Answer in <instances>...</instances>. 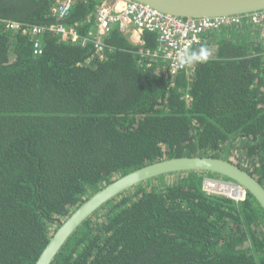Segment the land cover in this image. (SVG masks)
Here are the masks:
<instances>
[{"label":"trees","instance_id":"16d2710c","mask_svg":"<svg viewBox=\"0 0 264 264\" xmlns=\"http://www.w3.org/2000/svg\"><path fill=\"white\" fill-rule=\"evenodd\" d=\"M55 4L0 0V264H35L93 194L158 161L213 154L233 162L230 149L244 139V163L253 160L244 169L264 185L257 41L222 32L192 49L207 46V61L173 78L151 57L161 51L157 34L135 45L115 28L99 54L82 44L96 31L99 2L79 0L66 19ZM33 26L47 29L40 56ZM206 177L221 178L188 172L136 185L86 221L53 264H264V210L249 192L240 202L207 193Z\"/></svg>","mask_w":264,"mask_h":264},{"label":"built area","instance_id":"2783aa9c","mask_svg":"<svg viewBox=\"0 0 264 264\" xmlns=\"http://www.w3.org/2000/svg\"><path fill=\"white\" fill-rule=\"evenodd\" d=\"M54 1L56 4L53 7V13L59 19H66L71 15L79 0ZM96 1L99 2L96 13V31L91 33L88 38L83 39L82 44L93 43L99 54H102L105 50L103 39L110 35L115 28H118L135 45L144 44L145 33L157 34V43L161 51L151 57L163 59L164 66L173 78L183 72L189 73L193 69V64H180L179 56L181 54L186 51L191 52L195 46L207 41L213 42V39L222 32L228 34V31H241L246 28L244 25L249 26L248 29H256L257 42L264 52V10L230 17L192 19L165 14L132 0ZM9 26L19 29L21 23L13 22ZM54 30L71 40L81 39L75 29L59 25ZM32 31L37 37L34 44V55L40 56L43 54L42 36L47 29L33 26ZM229 185L235 184L231 181L215 180L210 177L204 180V190L209 194L223 195L236 202L246 199L247 192L245 190L236 194L229 190Z\"/></svg>","mask_w":264,"mask_h":264},{"label":"water","instance_id":"95a60500","mask_svg":"<svg viewBox=\"0 0 264 264\" xmlns=\"http://www.w3.org/2000/svg\"><path fill=\"white\" fill-rule=\"evenodd\" d=\"M162 13L192 19L243 15L264 10V0H132ZM202 172L226 178L249 192L264 210V185L250 171L206 154L165 159L132 171L93 194L57 229L35 264H53L71 237L104 205L136 185L176 173Z\"/></svg>","mask_w":264,"mask_h":264},{"label":"rangeland","instance_id":"374dc122","mask_svg":"<svg viewBox=\"0 0 264 264\" xmlns=\"http://www.w3.org/2000/svg\"><path fill=\"white\" fill-rule=\"evenodd\" d=\"M244 27H246L248 29L249 26L244 25ZM253 32L254 33L255 32L257 33L256 30H254ZM232 33L233 34H231V35L230 34H226V37H228V38L230 37V38L234 39L235 42H239V36L236 35V34H238V33L241 34L242 31H234ZM216 38H217V36L213 39V43L217 42ZM244 38L246 39V41H250L252 37L249 34H246L245 33ZM216 48L217 47H215V49ZM245 154H246V141L244 139H237L235 141V146L230 149V155H231L230 156L231 157L230 159H232L233 162H235V161L238 162V164L241 163V166H243V168H248V166L251 165L250 163H253V160H250V162H248V163L245 164L244 163V159H243L245 157ZM222 158H225L226 159L227 158V155H224ZM237 159H238V161H237ZM213 179H215V180L217 179V180H221V181H226L223 178H213Z\"/></svg>","mask_w":264,"mask_h":264},{"label":"clouds","instance_id":"9594fccd","mask_svg":"<svg viewBox=\"0 0 264 264\" xmlns=\"http://www.w3.org/2000/svg\"><path fill=\"white\" fill-rule=\"evenodd\" d=\"M211 53L207 46H201L197 51L184 52L179 56V62L183 64H194L205 62L209 59Z\"/></svg>","mask_w":264,"mask_h":264},{"label":"crops","instance_id":"0c3cea01","mask_svg":"<svg viewBox=\"0 0 264 264\" xmlns=\"http://www.w3.org/2000/svg\"><path fill=\"white\" fill-rule=\"evenodd\" d=\"M255 30H256V29H255ZM241 31H242L241 34H239V33L236 34V35L239 36V42H249V41H246V39L244 38L245 33H246V34H249V35L252 37L250 41H258V38H257L258 33H256V32L254 33V32H253V31H254L253 29H251V28H250V29H246V28H245V29H242ZM228 34L231 35V34H233V33H232V31H228ZM229 39L234 40V39H232V38H230V37H229Z\"/></svg>","mask_w":264,"mask_h":264},{"label":"bare ground","instance_id":"6f19581e","mask_svg":"<svg viewBox=\"0 0 264 264\" xmlns=\"http://www.w3.org/2000/svg\"><path fill=\"white\" fill-rule=\"evenodd\" d=\"M212 183H215V182H212ZM229 190L232 191L233 193H236V194H240L242 193V189L235 186V185H229Z\"/></svg>","mask_w":264,"mask_h":264}]
</instances>
